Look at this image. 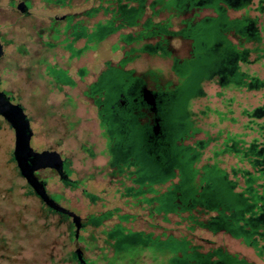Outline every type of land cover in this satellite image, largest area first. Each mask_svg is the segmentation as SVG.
I'll list each match as a JSON object with an SVG mask.
<instances>
[{
  "label": "rangeland",
  "instance_id": "1",
  "mask_svg": "<svg viewBox=\"0 0 264 264\" xmlns=\"http://www.w3.org/2000/svg\"><path fill=\"white\" fill-rule=\"evenodd\" d=\"M20 1L25 3L24 11L18 8ZM152 2L145 1L137 26L117 28L102 39L89 42L87 36L75 35L74 26L81 23L87 34L94 32L98 22L111 17L105 8H117V0H0V41L4 52L0 58V90L27 114L33 133L31 147L36 151L56 150L64 159L66 180L51 169H41L36 175L45 182L48 194L79 215L83 224L78 237L72 238L75 227L71 218L49 209L20 176L12 156L14 130L0 116V264H82L76 249L81 250L84 264H177V256L186 251V244L163 248L160 243L151 247L145 243L135 252L120 246L117 252V226L125 235L137 233L155 241L185 240L196 253H210L212 259L217 256L214 252H220L246 264H264V257L241 238L201 226L199 222L208 221L206 213L161 210L149 218L143 197L159 194L137 193L133 198V193L146 190L133 180L134 174H128L139 170V165L116 162L110 151L116 139L111 138L113 128L100 114L98 101L103 97L96 92L104 87L102 75L110 68L120 69L130 72L132 78L152 75L163 89L180 86L182 79L174 65L183 63L190 51L189 41L182 33L184 22L216 16L211 7L193 16L196 12H177L164 4L151 7ZM100 4L102 8L95 15H85ZM227 14L233 19L245 12L228 10ZM68 16H73L71 21ZM247 16L256 19L258 29L264 27V13L251 8ZM148 21L165 25L163 30L167 33L128 43L121 39V35L136 36ZM226 37L238 49H249L246 61L238 62L246 80L264 82V57H258L256 43L239 46L232 31ZM163 40L165 53L149 51ZM184 83L176 111L171 108L166 118L170 134L176 139L178 125H183L179 145L196 153L192 164L198 172L195 181L199 183L207 166L223 170L230 179L235 178L238 167L251 170L239 163L227 146L236 144L242 149L251 139L264 141L258 130L264 117L253 114L254 109L264 106V86L251 89L240 83H222L213 74L198 83L199 92L194 94L190 82ZM110 96V101H114L117 92ZM186 99L184 117L177 111ZM139 130L133 153L142 157L147 137L144 129ZM177 180L176 177L171 182L154 183L152 189L163 193ZM189 215L197 221L192 229L186 225L191 223L185 221ZM90 218L95 221L90 222Z\"/></svg>",
  "mask_w": 264,
  "mask_h": 264
},
{
  "label": "trees",
  "instance_id": "2",
  "mask_svg": "<svg viewBox=\"0 0 264 264\" xmlns=\"http://www.w3.org/2000/svg\"><path fill=\"white\" fill-rule=\"evenodd\" d=\"M125 4L117 0V8L113 10H108L105 8V13L111 14V17L104 20L103 23L98 22L94 32L87 34L85 31V26L76 24L74 26L75 35H85L89 39L88 41L100 40L108 33L113 32L117 28L125 26H137L138 20L141 13L144 10L146 0H124ZM200 0H154L151 7L155 4H164L165 6L177 11H184L187 6H191L193 2ZM130 2H134L135 6H129ZM254 5V6H253ZM189 6V8H190ZM202 7L213 8L216 16H208L207 20L203 21H193V18L185 21V28L182 29L184 37L193 38L192 44V56L182 63L176 62L174 65L175 71L179 74L182 81L180 86L174 88L165 87V91L168 93L179 92L185 88V82H187L190 88H196V85L201 81V77L205 78L210 72L205 73L199 66L201 63H205L209 60H217V67H213L212 71H217L218 68L227 67L231 69V73L225 72L226 77L220 81L222 83H240L246 88L257 89L264 86V82L256 81V79H250L247 81L245 78L246 74L239 71L238 62L246 61L248 48L238 49V47L232 44L226 34L233 32L236 36L239 46L244 45L247 42L256 43L255 50L260 53L258 57H264V27L260 29L255 26L256 19L249 18L247 12L249 9H255L257 12L264 13V0H212L211 3L204 4ZM102 8L101 4L96 8H90L85 12V15L92 16ZM243 9L245 14L238 18L229 19L228 10H241ZM69 20L73 16H68ZM165 25H154L150 21L144 25L143 31L139 32L136 36L131 34L121 35L126 43L142 39L143 37L157 35L161 32H166ZM198 28V29H197ZM169 33V32H168ZM162 34V33H161ZM223 41V44L217 52H214V43L217 41ZM162 42H158L155 46H152L150 52L155 50H162V53L166 52V46ZM117 45L114 46V49ZM149 47V46H148ZM144 49V48H143ZM134 51L131 50L129 53ZM127 53V54H129ZM216 54V55H215ZM218 54V56H217ZM233 54V55H232ZM221 60L223 61L221 63ZM187 61V62H186ZM231 61L232 63H228ZM114 79L111 83H117L121 86L123 90H126L128 86L131 85L134 78L130 75V72H124L120 69H113ZM245 78L244 80H242ZM109 86H104L100 90L97 89L99 97L105 98V93H108ZM189 89V87H188ZM118 90L115 88L110 91L114 94ZM190 91V90H189ZM110 93V94H111ZM190 92H188L189 94ZM194 93V92H193ZM116 100V98H115ZM101 101H98L100 104ZM113 102V101H111ZM175 102V101H174ZM176 104V102H175ZM186 102L183 101L181 109L177 112L181 115H185L183 112ZM172 108V105L170 106ZM176 112V113H177ZM177 113V114H178ZM253 114L257 117H264V106L261 108H256ZM181 119V118H180ZM181 121V120H180ZM118 125V124H114ZM110 129V126H107ZM258 130L262 132V137L264 138V122L258 124ZM186 131V130H185ZM176 133V132H175ZM179 134V139L183 137V130L179 129L177 131ZM114 139H119L120 136L114 133ZM174 135L170 137V140H162L158 148L153 147L150 143L143 145V155L142 162H138V169L134 172H129V175L134 174V181L138 182L141 187L146 188V190H139L132 194L133 198H136L137 193L144 195L145 193L151 192V194H159L158 197H143L144 203L147 206L148 217L153 218L155 214L163 210L164 212L185 210L192 213V210H197L199 213L203 212L208 214V221L199 224L201 226H206L212 231H224L231 234L232 236L239 237L248 246H251L256 250V254L260 257H264V141L259 142L256 138L251 139L247 146L240 149L236 144L232 146L228 145L227 149L233 151L238 159L239 163H245L251 168L238 167L235 170V178L230 179L227 177L223 170L206 167L203 174L200 175L199 183L195 181L198 174L197 170L192 167L194 162V155L196 153L189 150L188 146L177 145V141ZM235 147V148H234ZM177 153L179 159L171 160L173 153ZM170 151V152H168ZM170 154V155H169ZM173 157V156H172ZM177 157V158H178ZM173 161V164L171 162ZM130 162H126L125 166H128ZM171 165V167H170ZM178 168V174L175 173L174 169ZM238 174L239 176H236ZM178 178L176 183H171L167 191L160 192L152 189L154 183L163 184L166 182H171L173 178ZM126 191H131L126 189ZM128 195V194H127ZM157 202V206H154ZM49 212L53 211L47 209ZM62 217L66 215L59 214ZM127 216H125L126 218ZM164 220L168 222V218L165 217ZM185 220V219H182ZM189 221L186 224L190 229L197 223L194 220L193 215H189L185 221ZM94 218H90V222H94ZM187 221V222H188ZM114 231L116 242V251L119 252L120 248H126L130 252H135L141 248L145 243L151 244V246L160 243V247L163 248H177L183 244H186V251L180 252L181 256H177L179 262L177 264H246L243 261H239L234 257L229 255L221 254L220 252H214L216 259H212V254H198L195 248L189 246L188 242L185 240H175L170 238L167 241H155L147 236L143 237L139 234H129L125 235L122 233L121 227L117 226ZM118 229L120 230L118 232ZM111 235L112 233H105ZM71 237L74 238L73 232H71ZM184 257H183V255Z\"/></svg>",
  "mask_w": 264,
  "mask_h": 264
},
{
  "label": "flooded vegetation",
  "instance_id": "3",
  "mask_svg": "<svg viewBox=\"0 0 264 264\" xmlns=\"http://www.w3.org/2000/svg\"><path fill=\"white\" fill-rule=\"evenodd\" d=\"M211 2L212 0H200L193 2L191 6L189 5L190 8L187 6L184 11L196 12L193 15L196 16V14L201 9L205 8L202 7V5ZM207 19L208 18H204L203 21ZM187 39L190 46L189 57L187 58L188 60L192 56L191 52L194 39L190 37H187ZM222 44V40L214 43L213 51L217 52ZM216 61L217 60H209L205 63L199 64V66L205 73L210 72L205 78H212V75L214 74L218 75L219 81H222L226 77L225 72L230 74L231 69L223 66L222 68L219 67L217 71H212L213 67L218 66ZM222 62L223 61L221 60V63ZM228 63L232 62L228 61ZM113 71L114 70L110 68L101 77V80L105 82L104 86H109V92L105 93V98L102 100L103 102L98 104L100 114L102 118L106 120L113 128V130L110 129L111 138H114L113 133L117 134L121 138L119 141L116 140L110 149L116 162L126 163L129 161L131 164H138L140 160L142 162V157H138V155L134 154L133 152H135V143L138 141L140 136L139 128L141 127L146 131L147 138L145 141L147 145L150 143L153 147L158 148L157 146L162 140L165 138L170 140L171 134L170 130L168 129L169 121L166 117L168 112L171 111V105L172 109L176 111L177 106L175 105H178V99L182 95V90H180L178 93H168L163 88H161V86H159L156 78L149 74L135 77L131 85L128 86L126 90H123L121 89V83L120 85L114 83V86L111 84L113 82L112 80L114 79ZM201 78L203 79V76ZM115 88L118 90L116 100L111 102L110 91L114 90ZM198 92L199 88L197 84L194 94ZM187 100L188 99H186L185 102H187ZM114 124H118L116 125L117 127H114ZM178 126L180 127L179 129L184 131L182 124H179ZM176 143L179 145L178 141ZM172 153L173 157L171 156V160H174L175 157L176 159H179L177 153ZM171 164H173V161ZM64 169L66 171L65 161ZM174 171L178 174L179 169L175 168Z\"/></svg>",
  "mask_w": 264,
  "mask_h": 264
},
{
  "label": "water",
  "instance_id": "4",
  "mask_svg": "<svg viewBox=\"0 0 264 264\" xmlns=\"http://www.w3.org/2000/svg\"><path fill=\"white\" fill-rule=\"evenodd\" d=\"M24 7L25 3L20 1L19 10L24 11ZM59 17L62 18L63 16ZM3 53V46L0 41V58ZM0 116L14 130L15 141L12 156L20 176L24 178L32 191L49 209L71 218L75 227L74 237L77 238L78 232L83 225L80 216L55 201L48 194L45 182L36 175V172L41 169H51L58 174L60 179L66 180L67 174L64 169V159L56 150L36 151L31 147L30 140L33 133L27 114L19 103L13 102L2 90H0ZM75 253L78 261L84 264L81 250L76 249Z\"/></svg>",
  "mask_w": 264,
  "mask_h": 264
}]
</instances>
